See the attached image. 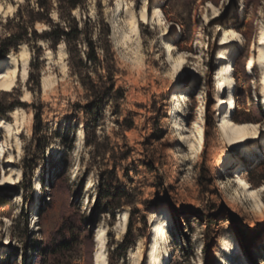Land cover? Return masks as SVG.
Returning a JSON list of instances; mask_svg holds the SVG:
<instances>
[{"label":"rangeland","instance_id":"rangeland-1","mask_svg":"<svg viewBox=\"0 0 264 264\" xmlns=\"http://www.w3.org/2000/svg\"><path fill=\"white\" fill-rule=\"evenodd\" d=\"M123 2L130 10L118 17ZM28 3L36 8V0H0V47L11 35L24 34L18 11ZM57 6L54 1V24L73 27L71 20H61ZM156 9L160 22L153 19ZM143 15L152 18L143 23ZM133 17L140 21L136 31ZM72 18L87 31L79 45L85 82L91 78L102 89L110 84L107 70L86 60L90 38L109 50L99 49V58L124 98L108 99L99 116L88 117L93 98L73 73L80 61L70 58L64 41H25L9 52L7 58L20 70L27 57L31 65L25 82L20 79L13 92L0 94V108L21 104L0 115V125L11 129L0 128V264H94L99 236L106 243L107 264H149L153 230L161 220L170 226L159 236L160 262L264 264V195L261 201L250 199L241 188L242 182L255 191L264 187V58L247 71L250 56L257 63L264 51V0H87ZM27 29L42 34L51 27L37 22ZM231 39V94L237 107L232 111L224 105L217 113L221 99L230 95L227 90L219 97L215 83L219 55L229 47L223 43ZM5 59L0 77L8 72ZM175 104L176 117L170 116ZM36 108L42 110L38 127ZM88 119L97 120V136L109 140L118 159L130 154L117 173L123 189L138 198L141 215L134 220L127 251L119 248L127 233L121 217L127 215L128 230L131 208L117 210L114 218L97 202L101 173L112 169L113 161L111 155L94 161ZM226 120L250 125L249 146L259 153L242 157L229 149L221 132ZM131 123L132 130L123 128ZM227 154L232 160L221 168ZM62 236L72 237L71 249L49 254L50 243Z\"/></svg>","mask_w":264,"mask_h":264},{"label":"trees","instance_id":"trees-1","mask_svg":"<svg viewBox=\"0 0 264 264\" xmlns=\"http://www.w3.org/2000/svg\"><path fill=\"white\" fill-rule=\"evenodd\" d=\"M54 1L58 4L57 11L61 20H71L74 23L73 27L64 28L59 24H54L51 20V12L53 9ZM87 0H36V8H32L31 4L28 3L27 6L20 7L18 11V17L22 22V29L25 32L24 34L17 35L13 34L9 38L3 40L1 42L0 47V60L7 58L9 52L17 48V46L21 45L25 41H40V42H51L54 45H60V42L64 41L69 49V55L72 59H79L80 68L76 70L72 69L73 73H75L80 79L83 87L87 90L88 93L91 94V98H93V102L88 105V117H93L95 114L99 116L103 111V107L105 102L108 99L122 100L124 98V93L121 90H115L114 78L110 68H105V59L101 60L99 58L98 50L101 49L104 54L109 53V50L103 47H98L92 39L86 38V42L88 44V52L86 54V60L88 63L93 64L95 66L104 67L105 70L109 73V88L102 89L98 87L95 82L88 78L89 82H85L87 74V67L85 66L84 61L81 59L79 45L82 42V37H87L86 29H80L78 22L74 18H72V12L80 9L84 10L86 6ZM39 23L48 24L51 29L49 31H44L42 34H38L36 31L32 30V33L29 34L27 25L33 29L34 25ZM107 39L111 37L110 29L108 28L107 33L105 35ZM85 76V77H84ZM21 104L13 103L9 107L0 108V115H4L12 110L14 106H20ZM42 123V110L41 108H36L35 113V124L36 127L40 126ZM91 124V125H90ZM134 127V123L131 124H123V128L125 130H132ZM90 130V132H89ZM98 124L97 120H89L86 123V131L87 137L92 135L91 139H88L87 143L89 146L93 147L94 151L92 153L93 159L95 162L105 161L108 155H111V159L113 161L112 169H107L101 173L100 183H99V191L97 196L98 204L104 205V210L108 211L114 218L116 216V211L121 210L123 207H130V222L128 225V230L125 236V239L119 248L123 251H127L130 246L133 244L134 236H133V223L137 217H140L141 212L136 207V200L138 199L132 190L123 189L121 181L118 177L117 168L121 165L122 162L127 161L130 157L129 152L123 154L121 158H117L115 154V150L110 146H107L109 140L102 142L101 139L97 136ZM31 188V187H30ZM32 198H28L27 203ZM144 206H148L147 202ZM142 224L147 227V219L145 216H141ZM73 236V235H72ZM72 247V237L66 238L63 237L54 241V243H50L48 246V252L51 255H57L59 252L69 251ZM114 262V260L112 259ZM115 264V263H114Z\"/></svg>","mask_w":264,"mask_h":264},{"label":"bare ground","instance_id":"bare-ground-1","mask_svg":"<svg viewBox=\"0 0 264 264\" xmlns=\"http://www.w3.org/2000/svg\"><path fill=\"white\" fill-rule=\"evenodd\" d=\"M117 8H119L117 12V16L121 17V15L125 12V10H130V6L128 2H123L121 3ZM115 13V12H114ZM116 15L113 16V18H116ZM152 17H148L146 15L142 16V22L146 23L149 22ZM153 19L155 21L160 22V12L156 9L153 14ZM139 22L136 18H132L131 20V26L132 28L136 31L139 28ZM114 32L116 33V26L114 27ZM235 36V34L233 33ZM127 37V36H126ZM233 39L230 40L229 43L224 42L223 45H229L223 52L220 53L219 61L221 63L220 68L217 72V82L216 84V92L220 95H222V92L229 90L230 95L229 99H221L220 105L215 108V112L217 113H222V107L224 105L227 106L226 110H228V107H230L233 111L236 105V101L234 96L231 94L232 90L234 89V83H233V71L234 68L232 66V58L235 54V48L234 45L235 43L232 42ZM127 41V40H126ZM260 46L263 45L264 42V32L261 31L260 34ZM40 44H43L40 42ZM62 47V46H60ZM172 50V47H170V51ZM48 55L51 54V52H47ZM68 55H63V60H67ZM259 62H255L253 55L250 56L249 61H248V68L247 71H252L254 67H258L260 63H263V58H264V51H260L259 55ZM6 67L8 72L0 77V94L1 93H10L13 92L16 87L18 81L21 79V81L25 82L28 78V67L31 65V58L27 57L23 60V70H20V67L18 64L15 62L13 58H6ZM262 83H263V93H264V68L262 69ZM45 88L48 87V83H44ZM264 106V99L261 102ZM178 108L175 104V108L173 111L170 112V116L174 113V117L177 116ZM15 120L18 123V115H14ZM0 128L3 129L6 132H11V129L7 125H0ZM253 131H256V128H253ZM222 134L226 136L227 138V146L229 149L237 152L242 153V157H254L255 153H259V149L255 148L253 149L251 147L250 149V143L252 142L251 140V134H250V125H244V124H238V123H233L232 121L226 120L224 122V125L221 130ZM264 138V136H263ZM204 140V135H203V130L202 128L198 129V143L199 146H202V142ZM264 142V139H263ZM4 150V149H3ZM4 153H2L3 156ZM231 155L227 154L225 157V163H223L220 167L222 168L223 166H226L230 161H231ZM8 163H13L12 160H9ZM10 182H12L10 180ZM241 188L245 192L246 196L250 199H258L261 201V195H264V187L258 191L253 190L250 185L246 182L241 183ZM41 197V195H39ZM168 218L171 219L170 216ZM122 221V230L123 234L127 231V215H124L121 217ZM170 226V223L168 220H161L157 226H155L153 230V240L151 243V253L149 255V264H165L164 260L159 261V255H158V245H159V236H163L165 233V229ZM102 233V232H101ZM97 246H96V253H95V263L94 264H107V252H106V243L104 241V238L102 236H99L97 238Z\"/></svg>","mask_w":264,"mask_h":264}]
</instances>
